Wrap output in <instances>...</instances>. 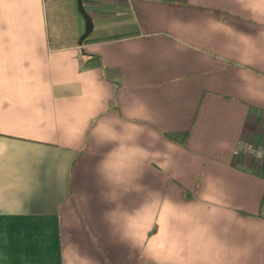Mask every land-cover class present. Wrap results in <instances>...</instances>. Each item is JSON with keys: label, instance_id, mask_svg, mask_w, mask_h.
<instances>
[{"label": "crops", "instance_id": "obj_1", "mask_svg": "<svg viewBox=\"0 0 264 264\" xmlns=\"http://www.w3.org/2000/svg\"><path fill=\"white\" fill-rule=\"evenodd\" d=\"M74 1L0 0V264H264V0Z\"/></svg>", "mask_w": 264, "mask_h": 264}, {"label": "rangeland", "instance_id": "obj_2", "mask_svg": "<svg viewBox=\"0 0 264 264\" xmlns=\"http://www.w3.org/2000/svg\"><path fill=\"white\" fill-rule=\"evenodd\" d=\"M62 10H66L67 13L69 14L68 16H66V21L63 20V24H61V27H60V31L62 32H69V34H73V37H76L77 36V33L82 31V27L81 25H79V22L78 24L77 23V20L76 17H74V12H75V5H74V0H54ZM52 2V0H47V5L50 4ZM77 10V14L79 16V18H81L80 20H82L83 22V31L85 30V20H84V17L82 16V14ZM75 25L76 27L78 28V31L75 32ZM49 34L51 36V39L53 41H62L61 38H62V34L59 32V33H56L54 31V29L51 27L50 30H49ZM76 35V36H75Z\"/></svg>", "mask_w": 264, "mask_h": 264}, {"label": "water", "instance_id": "obj_3", "mask_svg": "<svg viewBox=\"0 0 264 264\" xmlns=\"http://www.w3.org/2000/svg\"><path fill=\"white\" fill-rule=\"evenodd\" d=\"M76 4H77L78 11L82 14V16L84 17V20H85V30H84L83 34L81 35V38H80L81 41H83L86 37H88L92 33L94 23H93L91 16L87 12V10L83 4V0H76Z\"/></svg>", "mask_w": 264, "mask_h": 264}, {"label": "built area", "instance_id": "obj_4", "mask_svg": "<svg viewBox=\"0 0 264 264\" xmlns=\"http://www.w3.org/2000/svg\"><path fill=\"white\" fill-rule=\"evenodd\" d=\"M237 150L242 153L251 154L258 159H264V151L255 148L252 144L249 143H240L237 147Z\"/></svg>", "mask_w": 264, "mask_h": 264}, {"label": "trees", "instance_id": "obj_5", "mask_svg": "<svg viewBox=\"0 0 264 264\" xmlns=\"http://www.w3.org/2000/svg\"><path fill=\"white\" fill-rule=\"evenodd\" d=\"M263 204H264V200H263Z\"/></svg>", "mask_w": 264, "mask_h": 264}]
</instances>
